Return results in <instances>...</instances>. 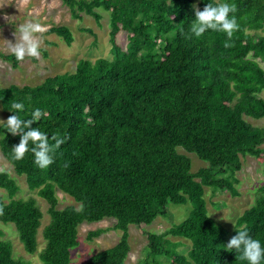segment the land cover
<instances>
[{
	"label": "trees",
	"instance_id": "trees-1",
	"mask_svg": "<svg viewBox=\"0 0 264 264\" xmlns=\"http://www.w3.org/2000/svg\"><path fill=\"white\" fill-rule=\"evenodd\" d=\"M62 1L76 18L86 13L99 22L98 7L110 13L113 57L81 58L73 72L49 75L35 85L0 87L8 117L16 112L9 110L12 103L22 102L24 110L16 112L21 119H30L37 108L45 113L32 127L46 133L51 144L53 134L67 137L52 153L54 163L41 169L30 150L23 159H13L20 134L8 132L6 121L0 123L3 155L25 177L28 189L48 203L41 263L73 264L78 226L112 217V226L89 230L86 238L113 229L121 231L118 241L76 264H124L130 224H151L170 203L189 201L192 208L184 220L162 232H147L145 257L134 264H248L222 245L237 234L236 228L246 227L264 247V181L232 231L209 216L204 186L236 193L233 174L242 158L264 161V123L245 118H264V67L257 60L264 61V0H220L237 7L229 15L240 28L231 40L221 31L208 30L199 38L189 31L192 6L203 10L217 0ZM121 30L127 32L125 49L116 40ZM47 32L67 45L74 38L67 25H52ZM0 56L14 66L20 62L11 53ZM180 147L208 164L193 171ZM0 188L8 197L0 194V220L13 222L25 250L35 253L43 217L37 199L18 197L20 186L6 170L0 171ZM57 190L78 205L58 208ZM81 205L83 211H76ZM169 236L185 238L191 246L181 252V242ZM0 264L28 262L14 256L10 240L0 238Z\"/></svg>",
	"mask_w": 264,
	"mask_h": 264
},
{
	"label": "rangeland",
	"instance_id": "rangeland-1",
	"mask_svg": "<svg viewBox=\"0 0 264 264\" xmlns=\"http://www.w3.org/2000/svg\"><path fill=\"white\" fill-rule=\"evenodd\" d=\"M0 52L11 53L9 50V41L16 42L14 33L19 25L26 22L39 23L46 30L43 33L35 34L40 40L39 59L26 56L16 66L12 62L0 56V87L10 84H30L35 85L44 80L45 77L55 73L73 72L76 63L81 58L95 60L100 56L112 58L111 42L109 40L110 13L102 7L96 8L101 13V19L97 22L93 16L82 13L81 18L71 15V12L62 0H0ZM52 25H67L73 32V40L70 45L56 35L48 33L47 30ZM87 27L92 29L93 33L81 30ZM17 37L19 33H16ZM117 42L123 49L126 48L128 38L127 32L121 30L116 37ZM262 67L264 61L257 59ZM264 97V90L260 93ZM8 114L0 104V120L6 121ZM245 118L254 125H262L264 118H254L245 116ZM3 121H0L2 123ZM264 147V143L262 144ZM179 151L187 154L192 160V170L206 166L208 163L200 159L194 152H186L181 147ZM0 169L6 170L11 176L15 177L20 186L17 193L18 197L34 196L43 212L41 225L38 229V246L35 253H29L25 250L22 241L19 238L16 227L13 222H3L0 220V229L3 231L1 239H8L13 244V253L15 257L25 259L28 264H42L39 252L44 246L42 235L43 227L49 222L47 201L38 196L36 191L28 189L25 177L17 175L13 165L5 158L0 149ZM236 182L234 183L236 193L216 189L212 186H204V197L207 202L209 215L212 214L215 220L224 225L229 231L235 227L236 218L248 207H250L258 196V187L264 181V161L256 159L252 155H246L242 158V167L233 174ZM59 198L58 208L69 204L78 205L73 197L57 190ZM0 194L8 199L6 191L0 188ZM192 205L189 201L183 204L170 203L168 210L164 215L158 216L151 224L137 226L129 225V242L131 245L128 256L124 264H134L137 260L145 257L147 245V232H162L172 224L184 220L190 213ZM115 223L114 218H104L97 222H83L78 226V247L72 250V263H82L88 259L94 252L114 245L119 237L120 230L110 229L100 236L87 240L86 236L89 230L96 228H107ZM173 241L181 242L177 249L186 252L191 243L182 237L169 236ZM164 261L167 258L163 257Z\"/></svg>",
	"mask_w": 264,
	"mask_h": 264
},
{
	"label": "clouds",
	"instance_id": "clouds-1",
	"mask_svg": "<svg viewBox=\"0 0 264 264\" xmlns=\"http://www.w3.org/2000/svg\"><path fill=\"white\" fill-rule=\"evenodd\" d=\"M192 7L194 9V20L189 31L197 38L203 36L206 31L213 30L226 33L228 39L231 40L233 34L240 28L237 18L234 15L231 17L229 15L237 11L235 4L217 0L215 5L207 3L203 10H200L196 5ZM45 30L39 23L34 22H26L17 27L14 33L16 42L12 43L9 41V50L17 61H23L26 56L39 59L40 40L37 39L35 34L43 33ZM17 32L19 33L18 37L16 35ZM230 46L229 43H225V47ZM9 110L23 111L24 104L22 102H14ZM16 112H14V115H10L5 123V128L8 132L13 135L20 134L19 143L12 147L13 159H23L30 150L34 154V163L39 168L45 169L49 167L54 163L52 153L65 143L67 137L61 138L58 134H53L51 140L54 141V144H51L46 133L40 131L38 127H32L34 122L40 121L42 115H45L39 108L31 113L30 119H21ZM30 141L33 145L31 149H29ZM0 171H3V169H0ZM76 211H83V206L78 207ZM3 212V206H0V215H3ZM236 232L237 234L232 236L228 243L222 245V247L228 251L235 250V252L240 253L236 258L246 260L248 264H261V261L264 260V247L261 246L260 241L254 239L246 227L236 228Z\"/></svg>",
	"mask_w": 264,
	"mask_h": 264
}]
</instances>
